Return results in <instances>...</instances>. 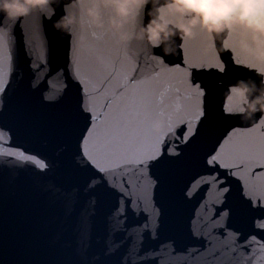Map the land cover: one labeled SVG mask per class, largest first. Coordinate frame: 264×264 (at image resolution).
I'll return each instance as SVG.
<instances>
[{
	"label": "snow or ice",
	"instance_id": "obj_1",
	"mask_svg": "<svg viewBox=\"0 0 264 264\" xmlns=\"http://www.w3.org/2000/svg\"><path fill=\"white\" fill-rule=\"evenodd\" d=\"M9 39L14 37L0 29V141L9 146L0 155L18 166L0 173L28 182L19 194L21 243L34 245L54 232L51 244L74 245L79 258L45 264H89L101 202L107 236L128 219L125 197L133 186L142 193L137 199L151 204L143 227L153 237L169 230L179 235L188 226L178 211L185 194L191 197L207 184L224 205L213 227L227 232L233 251L264 247V134L225 129L233 115L220 99V85L238 71L230 62L185 61L187 67L177 65L178 76L145 78L139 67L126 68L119 48L106 39L87 51L74 41L63 63L58 48L45 42L37 65L23 54L30 39L25 34L17 79L6 50ZM49 67L42 79L36 77ZM54 73L67 81L57 93L48 87Z\"/></svg>",
	"mask_w": 264,
	"mask_h": 264
},
{
	"label": "water",
	"instance_id": "obj_2",
	"mask_svg": "<svg viewBox=\"0 0 264 264\" xmlns=\"http://www.w3.org/2000/svg\"><path fill=\"white\" fill-rule=\"evenodd\" d=\"M69 2L70 0H63V3L53 5L55 14L50 15V18L34 12L22 21V26L21 23H17L15 27L2 25L7 29L6 32L14 37L7 41L6 50L12 55L11 66L17 79L20 78V74L16 71V62L21 54L25 34L30 39L23 54L37 65L42 63L45 42H51L58 48L61 63H63L65 56L70 57L74 41L81 42L87 51L91 44L101 43L107 39L119 48L121 61L125 67L132 69L139 67L138 74L145 78L154 77L157 73L162 79L170 75L178 76L177 65L187 67L185 61L199 62L206 59L215 62L218 57H222L238 71L221 83L219 94L221 100H227V90L236 81L254 80L259 84L264 78V73L260 71L264 68V56L251 48H246L239 35H233L226 41L217 40L216 46L212 47L208 38L197 32L193 38L178 41L175 54L168 56H165L160 49H155L153 52L144 45L125 48L114 35L92 29L87 25L83 28H74L72 37L62 35L54 29L53 24L64 15L65 7ZM68 11L71 12L72 9L69 8ZM107 15L105 12V19ZM33 26L37 29L34 36L32 35ZM153 56L162 57V62L153 59ZM245 65H254V67H245ZM3 69L7 73L8 65L5 64ZM50 71V67L43 72L37 70L35 75L42 79L45 73ZM66 83L67 81L59 73H54L48 78V87L53 93L61 90ZM76 83L73 80V84ZM99 103H103L102 98ZM261 119H264V116L260 113H257L253 120L243 122L238 116H232L225 125V129L231 131L255 128L256 134H264V124L260 123ZM11 143L16 144L17 141L13 140ZM7 151L9 146L0 141V152ZM17 166V161L11 160L6 155H0V168L13 169ZM227 179L240 183L235 177ZM27 183L26 178L22 176L13 177L7 173H0V264H45L46 261L54 258L78 260L74 245L64 247L63 242L51 244L55 236L54 232L34 245L25 246L21 243L19 194ZM221 186L218 185L217 188ZM216 192V188L203 184L193 192L191 197L185 194L184 199L187 202L182 204L178 211L182 221L188 226L179 235L169 230L165 232L164 237H153L149 230L144 229L143 225L147 222L152 208L148 199H137L142 197V193L136 186L131 189V197H125L127 201L125 213L128 219L122 222L121 229L115 232L109 231L107 236L104 223L105 209L101 202L93 242L86 253L89 264H106L109 260L114 261L115 264H264V247L251 246L248 252L237 247L233 251L234 246L226 240L227 232H224L222 228L213 227V221L219 219V210L224 207L223 203L217 201ZM40 195L38 190L32 192L35 198H39ZM149 198L154 199V193H150ZM221 232H224V235H220ZM240 239L242 240L243 237Z\"/></svg>",
	"mask_w": 264,
	"mask_h": 264
},
{
	"label": "clouds",
	"instance_id": "obj_3",
	"mask_svg": "<svg viewBox=\"0 0 264 264\" xmlns=\"http://www.w3.org/2000/svg\"><path fill=\"white\" fill-rule=\"evenodd\" d=\"M61 3L63 0H0V29L6 31L5 24L15 27L34 12L50 18L55 14L53 5ZM85 25L114 35L125 48L144 45L153 52L160 49L165 56L174 55L177 42L193 38L197 32L212 47L217 40L239 35L246 48L264 56V0H70L53 27L72 37L74 28ZM153 59L162 62V57ZM227 92L229 112L242 122L253 120L257 113L264 116V78L259 84L238 80Z\"/></svg>",
	"mask_w": 264,
	"mask_h": 264
}]
</instances>
